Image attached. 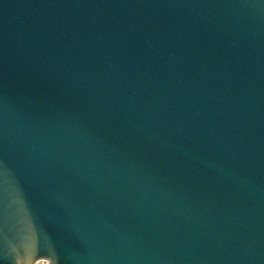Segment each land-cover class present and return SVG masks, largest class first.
<instances>
[{"label": "water", "instance_id": "water-1", "mask_svg": "<svg viewBox=\"0 0 264 264\" xmlns=\"http://www.w3.org/2000/svg\"><path fill=\"white\" fill-rule=\"evenodd\" d=\"M0 264H264V0H0Z\"/></svg>", "mask_w": 264, "mask_h": 264}]
</instances>
